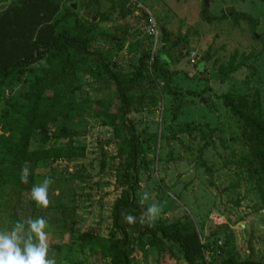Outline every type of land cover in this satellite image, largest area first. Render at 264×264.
<instances>
[{"label": "rangeland", "instance_id": "obj_1", "mask_svg": "<svg viewBox=\"0 0 264 264\" xmlns=\"http://www.w3.org/2000/svg\"><path fill=\"white\" fill-rule=\"evenodd\" d=\"M55 1L60 12L71 11L61 26L89 29L84 41L94 56L73 47L72 67L62 53H48L9 78L0 73V134L25 125V113L35 105L37 127L29 149L51 151L17 165L0 140V230L43 217L49 255L57 264H117L96 254L101 250L96 240L108 246L107 240L122 237L113 212L125 189L121 177L132 151V122L142 134L143 152L136 191L141 213L135 220L151 228L192 223L203 243L213 247L215 255L206 252L211 264L228 259L264 264L263 138L224 101L229 95L249 116L264 120V1L211 0L206 12L205 0ZM17 2L0 0V11ZM229 8L254 22L230 14L217 19ZM152 17L160 30L157 41L148 33ZM164 35L177 42L161 65L178 96L167 91L160 75L145 69L123 114L105 65L128 84L143 56L166 45ZM221 68L235 71L223 82L211 78V71ZM69 79L75 105L70 118L62 104ZM23 169L26 184L20 179ZM45 178L51 179L46 208L30 196L32 185ZM152 204L161 207L155 219L147 214ZM132 213L123 211L130 239L138 236L127 219ZM158 258V248L147 244L130 261L188 264L178 245L159 263Z\"/></svg>", "mask_w": 264, "mask_h": 264}, {"label": "trees", "instance_id": "obj_2", "mask_svg": "<svg viewBox=\"0 0 264 264\" xmlns=\"http://www.w3.org/2000/svg\"><path fill=\"white\" fill-rule=\"evenodd\" d=\"M264 1V0H262ZM61 7L55 0H18L17 3L10 5L7 9L0 11V73L9 78L17 73L23 65H31L39 60L45 59L48 53H62L65 57V62L69 67H72L71 49L76 47L89 56H94L88 50L84 39L87 38L89 29L78 32L75 27H64L61 23L66 20V17L71 13L70 10L60 12ZM227 9L222 19L230 14L231 17L238 21L239 16L248 19L249 22H254L252 18L246 14L237 13ZM203 18L210 20L208 14L204 13ZM255 25V24H254ZM253 25V26H254ZM166 45L163 49L152 54L146 53L140 63V66L132 77L129 83L121 79L113 73L109 65L105 67L108 70L114 84L119 92L122 102L123 114H127L130 110L131 97L129 92L132 91L137 82L144 78L142 73L145 69H150L154 75H160L167 85L169 93L178 96L176 91L170 87L171 76L165 72V68L161 65L162 61L168 62L167 51L177 42H171L167 35H164ZM66 65V64H65ZM67 66V65H66ZM235 71V68L229 72ZM228 72V73H229ZM222 68L219 71H211V78L218 81H225L228 77ZM72 81L69 79L66 90L62 96V104L66 110V116L70 118L75 112V105L72 103L74 97V89ZM198 95L195 92H191ZM225 106L230 111L247 122L253 128L257 135H261L263 140L259 145V156L261 162H264V120L257 117H251L248 113L237 106L236 102L229 96H225ZM36 106H31L30 110L25 113L26 124H18L12 128L9 134H0V140L4 149L10 155L12 162L17 165H22L26 160L35 161L45 158L51 151H30L29 142L34 130L37 127ZM128 125L131 132L132 151L128 157L127 164L121 177V184L125 188L122 196L114 205L113 219L114 227L120 231L122 237L115 240H107V245H104L96 240L97 246L101 249L95 251L97 255L110 257L117 264H131V258L139 255V249L147 244L158 248V263L167 253L173 252V247L178 245L182 252L185 261L188 264H211L213 257L208 260L206 252L213 250L208 243H203L202 237L196 227L192 223L175 222L170 225H159L156 228L143 227V225L135 220V216L141 213L140 205L137 202L136 191L140 186V171L139 158L142 155V148L139 139L142 134L135 129V126L130 122ZM262 158V159H261ZM211 182H213V173L210 172ZM133 209L132 216L134 219L129 222V226L134 228L138 233L137 237L130 239L127 233L126 223L124 225L123 211L125 209ZM146 238V242L143 239ZM92 243V241L90 240ZM212 256L215 253H211ZM215 258V257H214ZM222 264H255L253 262H239L235 259H228Z\"/></svg>", "mask_w": 264, "mask_h": 264}, {"label": "clouds", "instance_id": "obj_3", "mask_svg": "<svg viewBox=\"0 0 264 264\" xmlns=\"http://www.w3.org/2000/svg\"><path fill=\"white\" fill-rule=\"evenodd\" d=\"M21 182H28L27 169L22 170ZM50 178L39 184H33L30 190L32 201L38 207L46 208L49 204L48 190ZM147 199V194L144 196ZM161 212L158 204L147 209L150 218L155 219ZM132 222L133 217L128 216ZM48 222L43 217L17 220L10 229L0 230V264H57L56 257L49 255L47 244Z\"/></svg>", "mask_w": 264, "mask_h": 264}, {"label": "built area", "instance_id": "obj_4", "mask_svg": "<svg viewBox=\"0 0 264 264\" xmlns=\"http://www.w3.org/2000/svg\"><path fill=\"white\" fill-rule=\"evenodd\" d=\"M148 33L151 36H153L156 39V41L159 38V34H160L159 26L153 17L150 19V23L148 26Z\"/></svg>", "mask_w": 264, "mask_h": 264}, {"label": "water", "instance_id": "obj_5", "mask_svg": "<svg viewBox=\"0 0 264 264\" xmlns=\"http://www.w3.org/2000/svg\"><path fill=\"white\" fill-rule=\"evenodd\" d=\"M211 0H205V5H204V11L206 12L209 9Z\"/></svg>", "mask_w": 264, "mask_h": 264}]
</instances>
